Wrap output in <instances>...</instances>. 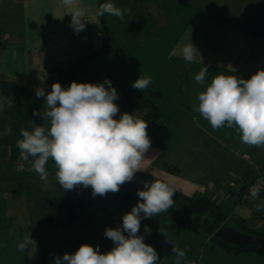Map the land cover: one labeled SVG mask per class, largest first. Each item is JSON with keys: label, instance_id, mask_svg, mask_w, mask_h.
<instances>
[{"label": "crops", "instance_id": "obj_1", "mask_svg": "<svg viewBox=\"0 0 264 264\" xmlns=\"http://www.w3.org/2000/svg\"><path fill=\"white\" fill-rule=\"evenodd\" d=\"M106 2L130 8L131 15L125 14L123 20L108 14L98 17L99 6ZM76 6L88 20L79 33L69 26L71 14L66 13L69 9L62 0H0V97L13 99L12 107L5 105L0 110V164L10 170L0 178V264H54L55 257L74 253L82 244L99 246L106 253L114 244L104 235L105 229L122 226L123 215L138 202L87 206L81 218L67 228L40 222L34 226L30 220L9 214L10 199L23 202L13 211L24 209L30 214L35 211L34 202L45 197L77 202L84 193L81 186L64 190L55 180L53 162L47 167V185L30 170L31 157L24 167L16 166L22 161L16 147L21 129L31 131L45 123L33 115L44 111L45 98H37L36 89L50 92L55 82L67 88L73 81L102 84L110 80L119 95L115 101L119 119L121 103L134 90L132 83L150 75L152 83L147 89L167 98L160 104L169 117L168 131L159 146L151 143L139 172L151 173L184 195L215 200L221 194L226 200V193L248 169L264 177V150L240 139L228 143L230 128L213 130L194 110L197 94L204 90L195 75L204 65L209 81L219 73L249 79L264 69V0H76ZM190 42L202 62L199 57L191 63L183 59L180 49ZM127 43L132 45L123 49ZM171 101L178 102L174 105L180 113V126L174 132L177 124L169 125L173 115L167 109ZM8 127L12 134L4 135ZM170 134L173 140L169 142ZM260 186L259 198L251 203L240 202L234 194L223 201L224 208L228 204L231 210H225L229 219L246 220L264 231V210L254 207L264 202V186ZM32 198L36 200L31 202ZM29 234L35 247L18 251L17 244ZM139 235L157 251L158 264H176L173 246L186 251L180 264H264V255L235 253L213 245L209 236L175 224L166 212L142 218Z\"/></svg>", "mask_w": 264, "mask_h": 264}, {"label": "clouds", "instance_id": "obj_2", "mask_svg": "<svg viewBox=\"0 0 264 264\" xmlns=\"http://www.w3.org/2000/svg\"><path fill=\"white\" fill-rule=\"evenodd\" d=\"M62 3L69 9L66 13L71 14L69 26L76 33L84 30V21L88 20L84 19V11L76 6V0H62ZM105 14L123 20L125 14L131 15V9L106 2L97 12L98 17ZM180 51L186 62H194L197 57L202 62L192 42L183 45ZM195 81L204 90L197 94L194 110L213 130L235 129L243 144L264 150V69L257 70L249 79L219 73L209 81L208 68L204 65L195 75ZM151 83L150 75L140 76L132 87L145 90ZM35 95L44 97L45 102L43 113L34 111L33 115L41 117L45 123L34 126L31 131L21 129L22 138L16 141V147L21 160L32 158L30 170L38 173L45 185L49 183L46 168L49 159L55 165V180L64 190L90 186L93 197L119 192L125 182H131L141 171L151 147L148 123L128 112L116 119L120 110L115 101L119 95L110 80L105 79L102 84L73 81L67 88L55 82L50 92L37 88ZM5 105L12 107L13 99L0 97V110ZM11 134V127L4 130V135ZM260 192L259 183L249 189L253 200L259 198ZM175 193L170 183L144 182L143 190L138 189L136 193L140 199L123 215L122 226L105 229L104 235L114 244L110 251L102 253L99 246L82 244L74 253L55 257L54 264H158L157 251L139 235L141 219L168 211L175 203ZM254 207L257 211L264 210V202ZM150 232L145 226V233L150 235ZM35 244L29 234L17 244V250L24 252ZM172 251L176 264H180L186 251L177 246H173Z\"/></svg>", "mask_w": 264, "mask_h": 264}, {"label": "trees", "instance_id": "obj_3", "mask_svg": "<svg viewBox=\"0 0 264 264\" xmlns=\"http://www.w3.org/2000/svg\"><path fill=\"white\" fill-rule=\"evenodd\" d=\"M166 99V96L160 91L134 89L121 103L122 113H134L148 123V136L151 143L156 146H159L162 143L168 131L167 120L169 117L160 104L161 100L165 101ZM52 162L53 161L49 159L46 168ZM254 173L255 171L248 169L236 179L237 188L235 192L237 193L236 197L238 200L242 199V196L248 189L249 185L255 182L256 174ZM135 178L149 183L154 180H159L149 172H137ZM81 188L84 191L86 190L83 186H81ZM87 188H90V186ZM137 190V188H122L119 192L110 196L95 199L82 196L77 202L72 201L71 199H50L49 197H45L44 200L36 202L33 208L37 211V218L39 221L57 228H67L71 227L79 218H81L83 209L87 206L116 201H139L140 198L136 194ZM175 194L179 195L186 201L188 212L184 213L180 208L173 205V207L166 211L167 216L172 222L190 230L196 235L204 234L209 236L213 245L222 246L228 251L264 255V252L259 251V245L256 242L243 248L234 245H225L215 234L225 223H228L240 231L250 233L254 237H264V231L250 226L246 220L229 219L224 210V204L215 201L209 196H187L178 191H176Z\"/></svg>", "mask_w": 264, "mask_h": 264}, {"label": "rangeland", "instance_id": "obj_4", "mask_svg": "<svg viewBox=\"0 0 264 264\" xmlns=\"http://www.w3.org/2000/svg\"><path fill=\"white\" fill-rule=\"evenodd\" d=\"M129 45L131 46L132 45V43L131 44H124L123 46H122V48L124 49V48H127V46L129 47ZM175 103H178L177 101H171V103H170V105L168 106V110H169V112H172V117H170V121H169V125H171V126H175L176 124V126L174 127V128H172V132H174L176 129H178V127L180 126V113L177 111V105H174ZM179 108H180V105H179ZM166 109V110H167ZM171 110V111H170ZM179 111H180V109H179ZM183 113V112H182ZM178 121V122H177ZM171 136H169L168 137V141L170 142L171 140H173V138H172V134H170ZM226 139H228L229 141H228V143H230V139L232 140V142H239V139H240V134H239V132H237L235 129H229L228 130V133L226 134ZM163 142V141H162ZM241 145V144H240ZM235 148H237V147H235ZM26 165V161H24V160H22V161H19L17 164H16V166L18 167V168H22V167H24ZM5 170V167H4V165L3 164H0V178H2V176H5V175H8L9 173H10V170L8 171H6ZM254 174H256V178H255V180L254 181H256L257 183H259L260 185H263L264 186V177H263V175L260 173V172H258V173H254ZM144 182L145 181H143V180H141V179H138V178H134L131 182H125L121 187H120V189H122V188H132V189H135V188H137V189H143V187H144ZM262 183V184H261ZM253 184V183H252ZM252 184H250L249 185V187H248V189L246 190V192L245 193H247V194H249V189H250V187L252 186ZM262 186V187H263ZM232 188L234 187V189L233 190H230L228 193H226V195H225V198H226V200L231 196V194H234V195H237V193L235 192V189L237 188V186H231ZM78 189V188H77ZM84 193H83V195L84 196H86V197H88V198H91V199H95V198H99V197H104V196H100V195H96L95 197H93V195H92V189H91V187L90 188H86V190L85 191H83ZM244 193V194H245ZM114 193H108V194H106L105 196H110V195H113ZM244 194H243V196H244ZM82 195V196H83ZM230 195V196H229ZM81 196V197H82ZM221 194H219L216 198H215V201H218V202H221V203H223V201H226L225 199H222L221 198ZM242 196V199H240L239 201L241 202H243L244 203V197ZM224 197V196H223ZM228 197V198H227ZM250 197V196H249ZM261 198V197H260ZM173 199H174V201H175V203H174V205L176 206V207H178V208H180L184 213H187L188 212V205H187V203H186V201L182 198V197H180L179 195H177V194H174V197H173ZM249 200L248 201H246V202H249L250 201V203H251V200H252V197H250V198H248ZM21 199L20 198H17V199H10L8 202H9V207H10V209H9V214H16L15 216H19L18 217V219L19 218H21V219H23L24 218V220H27V221H31V222H33V224H34V226H38L39 225V222L40 223H43V222H41V221H39V219L37 218V211H31L30 210V214H26L25 212H22V211H24V209L22 210V211H19V212H17V211H13V209L14 208H16V207H20V206H23V202H21L20 201ZM32 201L31 202H33V200L35 201L36 199L35 198H32L31 199ZM31 203H30V201H29V203H28V205H30ZM241 204V203H240ZM228 205V204H227ZM227 205H225V208H224V210H227L228 212H231V210H229V207L227 206ZM34 206H35V202H34ZM224 206V205H223ZM252 208H254V207H252ZM29 218V219H28ZM50 225V224H49ZM31 230H33V229H31ZM70 231V230H69ZM31 236H35V234H33V232H32V234H31ZM202 239H204V241L205 242H209L210 240L209 239H206L205 237H201ZM211 243V242H210Z\"/></svg>", "mask_w": 264, "mask_h": 264}, {"label": "water", "instance_id": "obj_5", "mask_svg": "<svg viewBox=\"0 0 264 264\" xmlns=\"http://www.w3.org/2000/svg\"><path fill=\"white\" fill-rule=\"evenodd\" d=\"M215 234L225 245L243 248L256 242L259 245V251L264 252V237H254L252 234L240 231L228 223L223 224Z\"/></svg>", "mask_w": 264, "mask_h": 264}, {"label": "built area", "instance_id": "obj_6", "mask_svg": "<svg viewBox=\"0 0 264 264\" xmlns=\"http://www.w3.org/2000/svg\"><path fill=\"white\" fill-rule=\"evenodd\" d=\"M254 184H257V182L255 181L252 185H254ZM249 196H250V194L245 193L244 196H243L244 199H245L244 201H248L249 200L248 198L251 197V196L250 197Z\"/></svg>", "mask_w": 264, "mask_h": 264}]
</instances>
